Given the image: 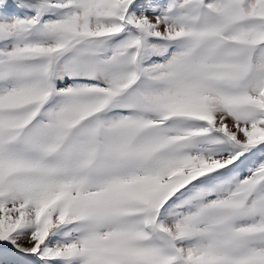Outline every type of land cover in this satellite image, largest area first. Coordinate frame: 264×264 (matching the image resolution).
<instances>
[{"label": "rangeland", "instance_id": "374dc122", "mask_svg": "<svg viewBox=\"0 0 264 264\" xmlns=\"http://www.w3.org/2000/svg\"><path fill=\"white\" fill-rule=\"evenodd\" d=\"M19 263L264 264V0H0Z\"/></svg>", "mask_w": 264, "mask_h": 264}, {"label": "bare ground", "instance_id": "6f19581e", "mask_svg": "<svg viewBox=\"0 0 264 264\" xmlns=\"http://www.w3.org/2000/svg\"><path fill=\"white\" fill-rule=\"evenodd\" d=\"M26 36H27V38H29V37L32 38L33 35L27 34Z\"/></svg>", "mask_w": 264, "mask_h": 264}]
</instances>
